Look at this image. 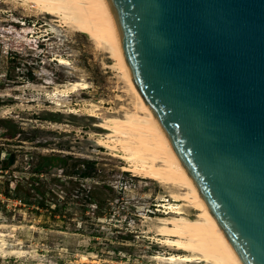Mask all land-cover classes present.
<instances>
[{
  "label": "rangeland",
  "instance_id": "374dc122",
  "mask_svg": "<svg viewBox=\"0 0 264 264\" xmlns=\"http://www.w3.org/2000/svg\"><path fill=\"white\" fill-rule=\"evenodd\" d=\"M92 42L25 0H0V264H172L156 256L183 253L158 232L176 215L171 188L97 143L98 122L133 105ZM76 81L87 87L66 89Z\"/></svg>",
  "mask_w": 264,
  "mask_h": 264
},
{
  "label": "water",
  "instance_id": "95a60500",
  "mask_svg": "<svg viewBox=\"0 0 264 264\" xmlns=\"http://www.w3.org/2000/svg\"><path fill=\"white\" fill-rule=\"evenodd\" d=\"M135 84L243 264H264V0H107Z\"/></svg>",
  "mask_w": 264,
  "mask_h": 264
},
{
  "label": "bare ground",
  "instance_id": "6f19581e",
  "mask_svg": "<svg viewBox=\"0 0 264 264\" xmlns=\"http://www.w3.org/2000/svg\"><path fill=\"white\" fill-rule=\"evenodd\" d=\"M25 2L40 13L51 14L69 29L86 34L92 43L109 54L120 70L128 96L132 97L133 109L127 108L121 117L114 115L99 121L97 125L106 131L97 143L126 162L123 170L171 188L170 196L175 202L168 205L176 215L160 217L158 232L164 236L161 242L183 253L156 257L172 261V264H243L180 160L165 128L137 88L107 0ZM58 61L68 63L62 57ZM79 85L82 89L87 87L84 82L76 81L66 89L74 90ZM185 207L194 208L195 217L186 216ZM2 248L0 243V250Z\"/></svg>",
  "mask_w": 264,
  "mask_h": 264
},
{
  "label": "trees",
  "instance_id": "16d2710c",
  "mask_svg": "<svg viewBox=\"0 0 264 264\" xmlns=\"http://www.w3.org/2000/svg\"><path fill=\"white\" fill-rule=\"evenodd\" d=\"M0 162H1V164H0L1 167H2L3 169H6L7 165L9 164L8 158H7V159H2V160H0ZM36 169H37V171H40V170L43 169V167L40 166V167H38V168H36ZM83 175H87V174L84 173Z\"/></svg>",
  "mask_w": 264,
  "mask_h": 264
}]
</instances>
